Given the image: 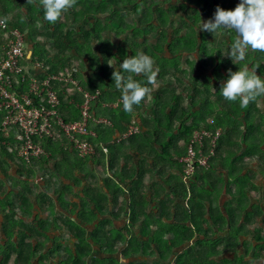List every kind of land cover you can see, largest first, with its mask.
I'll use <instances>...</instances> for the list:
<instances>
[{"label": "trees", "instance_id": "trees-1", "mask_svg": "<svg viewBox=\"0 0 264 264\" xmlns=\"http://www.w3.org/2000/svg\"><path fill=\"white\" fill-rule=\"evenodd\" d=\"M38 4L0 0V17L31 47L25 62L42 66L39 80L72 78L84 92L98 91L92 116L111 123L90 121L95 153L86 157L58 126L53 138L36 140L44 154L30 162L17 154L15 129L0 138V175L15 188L2 195L0 186V264H264V205L255 199L259 192L264 202V182L257 184L264 181V96L242 107L219 92L229 69L264 77V53L220 58L198 30L217 6L234 10L238 0H76L55 24ZM7 45L0 30V59ZM141 52L158 73L126 113L113 72ZM18 84V93L28 91L27 82ZM53 86L64 124L80 121L83 94ZM134 122L139 132L120 139ZM200 131L211 137L187 175L184 159ZM31 172L43 184L20 179Z\"/></svg>", "mask_w": 264, "mask_h": 264}, {"label": "built area", "instance_id": "built-area-1", "mask_svg": "<svg viewBox=\"0 0 264 264\" xmlns=\"http://www.w3.org/2000/svg\"><path fill=\"white\" fill-rule=\"evenodd\" d=\"M0 20L4 18L0 17ZM0 30L4 32L8 45L4 56L0 59V114L3 119L0 123V138L9 136L12 130H16L17 154L26 162L37 159L44 154L37 139L53 138L56 126L60 127L72 143L80 156L86 157L95 153L94 147L87 140L94 134L89 130V123L93 119L91 105L98 98L99 92L87 93L78 86L77 82L70 78L51 76L44 80L38 77H30L23 68V61L27 59L26 37L18 29H11L7 22L0 24ZM37 67L42 68L41 65ZM27 82L28 91L18 93L15 86ZM67 83L77 88L83 94V103L80 107L81 120L64 124L59 116L58 108L60 99L54 89V83ZM139 132L138 125L134 122L128 131L120 138L126 140ZM220 136L216 133L215 140ZM208 131L195 132L188 148V155L184 159L187 164L186 174L191 175L194 170L196 158L201 155L204 139H209ZM107 151L106 149L104 150ZM207 157L200 158L199 164L205 166Z\"/></svg>", "mask_w": 264, "mask_h": 264}, {"label": "clouds", "instance_id": "clouds-1", "mask_svg": "<svg viewBox=\"0 0 264 264\" xmlns=\"http://www.w3.org/2000/svg\"><path fill=\"white\" fill-rule=\"evenodd\" d=\"M75 3L76 0H39L38 6L42 10L43 19L55 24ZM5 23L0 20V24ZM221 29L233 30L236 34L237 38L227 54L232 61H246L249 48L264 53V0H240L234 10H224L217 6L213 17L202 22L198 28L210 33ZM154 64L151 56L141 52L124 58L119 64L120 70L113 72L124 112L132 113L134 106H139L151 91L147 85L155 83L158 73ZM134 76H143L147 84L134 79ZM219 92L226 101L239 100L242 107H247L257 97L264 96V77L258 76L256 69L250 71L248 67L239 68L238 71L229 69L227 77L220 84Z\"/></svg>", "mask_w": 264, "mask_h": 264}, {"label": "rangeland", "instance_id": "rangeland-1", "mask_svg": "<svg viewBox=\"0 0 264 264\" xmlns=\"http://www.w3.org/2000/svg\"><path fill=\"white\" fill-rule=\"evenodd\" d=\"M140 2H141V0H140ZM238 2H240V0H238ZM165 6H168V4H165ZM23 11L24 12H26V14L28 13V11L26 10V8L25 7H23ZM64 18H65V16L64 15H62V17H61V21H63L64 20ZM124 18L125 19H127L128 20V22H134V23H136V20H137V18H136V16H132V15H130V16H124ZM233 31V30H232ZM83 30H82V34L81 35H83ZM230 31H228V30H224V29H221V30H219L218 32H216V33H210V32H207L208 33V35H210V42L212 43V45L215 47V48H218V50H221V54H220V58H230L227 54H228V52H225L226 51V49H228L229 47H230V45L232 44V42L230 43V41H232L233 39L232 38H234V40L237 38V37H232L233 36V33L235 34V32L233 31V33L230 35V33H229ZM125 33H127V32H125ZM124 33V34H125ZM126 35V34H125ZM124 35V36H125ZM236 35V34H235ZM120 37V36H119ZM119 37H118V39H119ZM123 39H124V37H123ZM38 40H40L41 42L43 41V38L42 37H38ZM229 50V49H228ZM252 49L251 48H249L248 50H247V53L249 52V51H251ZM32 52V50H31V47H30V45L28 44V46H27V53L28 52ZM16 168L15 167H13V169H11L10 170V173H11V175H15L16 174ZM30 174H32V176L33 177H31V178H28V174H26V173H24V175L20 178L21 180H25V181H30V183H32V184H35V185H41V184H43V182H44V180H43V176L40 174V173H30ZM0 186H2V193H0V194H2V195H5L6 193H9L10 191H12V189H15L14 187H13V185H12V182L10 181H7V180H5L1 175H0ZM73 201H74V199H72ZM123 252H125V251H120V253H119V255L120 256H122L124 253ZM58 260H60V258H58ZM121 261L123 262V264H127V261L126 260H123V259H121ZM58 262H56L55 264H57Z\"/></svg>", "mask_w": 264, "mask_h": 264}, {"label": "crops", "instance_id": "crops-1", "mask_svg": "<svg viewBox=\"0 0 264 264\" xmlns=\"http://www.w3.org/2000/svg\"><path fill=\"white\" fill-rule=\"evenodd\" d=\"M31 53L32 52H28V54H27V61H29L28 59H30L31 58ZM22 65H23V68H24V70H25V72H26V74L28 75V76H30V77H39L40 75H41V73H42V69L41 68H39V67H37V65L36 64H33V63H31V62H25V61H23V63H22ZM21 84H18V88L19 89H21V86H20ZM22 91H23V89H22ZM109 107H111L112 109L113 108H117V105L115 104V105H110ZM110 109V108H109ZM132 119H133V121H135L136 122V120H138L137 118H138V116H137V114L135 115H132ZM92 121H94L95 123H97V124H109L110 125V123H111V121L110 120H108L107 118H105V117H102V118H93L92 119ZM261 182H264L263 181V179L262 178H260L259 177V179L257 180V184L258 185H260V183ZM255 196H256V201L259 203L260 201H262V203H263V205H264V202H263V199H262V197H261V195H259V192L257 193L256 192V194H255Z\"/></svg>", "mask_w": 264, "mask_h": 264}, {"label": "water", "instance_id": "water-1", "mask_svg": "<svg viewBox=\"0 0 264 264\" xmlns=\"http://www.w3.org/2000/svg\"><path fill=\"white\" fill-rule=\"evenodd\" d=\"M31 55H32V53H31Z\"/></svg>", "mask_w": 264, "mask_h": 264}]
</instances>
